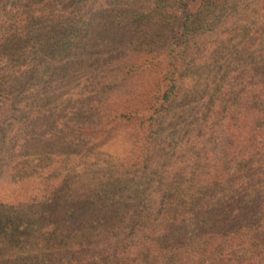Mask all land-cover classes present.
Segmentation results:
<instances>
[{"label":"trees","instance_id":"16d2710c","mask_svg":"<svg viewBox=\"0 0 264 264\" xmlns=\"http://www.w3.org/2000/svg\"><path fill=\"white\" fill-rule=\"evenodd\" d=\"M242 1L0 0V183L35 182L0 203V264H264V0L218 34ZM97 26L109 37L93 45ZM81 57L96 62L70 149L14 167ZM148 66L160 74L136 93Z\"/></svg>","mask_w":264,"mask_h":264},{"label":"rangeland","instance_id":"374dc122","mask_svg":"<svg viewBox=\"0 0 264 264\" xmlns=\"http://www.w3.org/2000/svg\"><path fill=\"white\" fill-rule=\"evenodd\" d=\"M254 1L255 0L242 1L237 13L232 16L230 21H228V24L222 28L224 33H220L221 30L218 33L221 34L220 37H222L223 34L232 36L233 33H236L238 36V31L245 30L251 26L250 23H252L254 16L258 11L253 3ZM9 7L10 5H7L6 9H9ZM108 37L109 35L106 34V26H97V29L93 30V37H91V39L87 42L90 41L93 45H99V40H106ZM240 38L238 39L235 37L232 42L234 44H238V42H240ZM211 51V48L205 49L203 54L205 52L211 53ZM202 57L203 56H200V58ZM82 58L83 57L75 59L70 68L61 73L55 84L52 86V90L48 91L49 95H47L41 102L43 103V109H41L43 111L39 114L40 116L35 122V127L23 136L22 139L24 144L21 145V148L13 158L15 163L14 167L17 165L21 167V165L24 166L25 164L26 167H32L37 161H49L56 165L57 160L55 157L58 158V156L67 153L70 149L72 139L67 135L63 128L65 125L67 126V124L72 122L78 124L83 119L84 112L82 111L84 110H82V106L80 109V104L82 102L79 98L83 94L84 84H81L80 81L83 80L82 75L85 76L84 74L86 73H82V68L83 64L86 66L90 62H96L95 58ZM159 74V68L148 66L146 70L137 78L136 82H138V88H135V90L137 89L136 93L137 91L145 93L149 90V88H152L151 86H153L155 79L159 76ZM211 74L209 75V79H212ZM85 90H88V88H85ZM86 92L87 91H84L85 95H87ZM55 110L57 112L56 114L54 113ZM69 112H71L74 116L72 117ZM56 124H59L60 126L56 127ZM107 150L110 154H112V157H117L120 160H126L129 157L128 154L130 146L126 142L118 141L108 147ZM38 155H40L39 158ZM123 164L125 165V163ZM20 167H16L18 172L22 171ZM12 175V172H8V174L3 176L2 183H0V203H15L23 201L30 198L31 195L34 194L33 184L35 182H27V184L21 186L13 185V180L11 179Z\"/></svg>","mask_w":264,"mask_h":264}]
</instances>
